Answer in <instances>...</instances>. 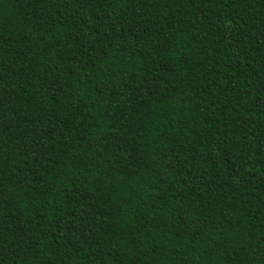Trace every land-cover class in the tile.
<instances>
[{"label": "trees", "instance_id": "1", "mask_svg": "<svg viewBox=\"0 0 264 264\" xmlns=\"http://www.w3.org/2000/svg\"><path fill=\"white\" fill-rule=\"evenodd\" d=\"M0 264H264V0H0Z\"/></svg>", "mask_w": 264, "mask_h": 264}]
</instances>
